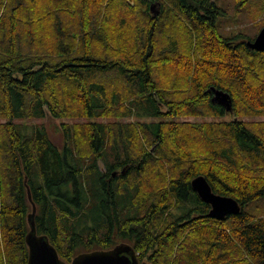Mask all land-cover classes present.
Wrapping results in <instances>:
<instances>
[{"label":"trees","instance_id":"trees-1","mask_svg":"<svg viewBox=\"0 0 264 264\" xmlns=\"http://www.w3.org/2000/svg\"><path fill=\"white\" fill-rule=\"evenodd\" d=\"M157 1L0 0V264H27L29 202L67 263L118 238L139 264H264L251 210L264 200V119L244 120L264 115V51L246 46L264 0L254 36L221 34L216 0ZM48 113L87 122L63 125L62 148L44 125L15 122ZM199 175L241 211L208 217Z\"/></svg>","mask_w":264,"mask_h":264},{"label":"water","instance_id":"water-1","mask_svg":"<svg viewBox=\"0 0 264 264\" xmlns=\"http://www.w3.org/2000/svg\"><path fill=\"white\" fill-rule=\"evenodd\" d=\"M156 4L150 6L153 15L159 10H154ZM246 46L255 51H264V27L260 29L253 41H248ZM213 91L212 102L219 103L227 111L232 108V100L228 93L211 87ZM191 188L198 197L210 205L208 217L223 220L231 214H238L241 206L232 197L222 196L212 191L204 176H197L191 180ZM28 198H31L27 189ZM35 206L32 204V211L28 214L29 230L25 235V243L28 248L27 264H139L138 257L133 247L127 243H120L106 250H94L75 256L70 263L59 258L57 250L49 242L47 235L38 234L34 222Z\"/></svg>","mask_w":264,"mask_h":264},{"label":"rangeland","instance_id":"rangeland-1","mask_svg":"<svg viewBox=\"0 0 264 264\" xmlns=\"http://www.w3.org/2000/svg\"><path fill=\"white\" fill-rule=\"evenodd\" d=\"M161 0H158L159 2ZM218 5L224 9L225 15L219 18V31L221 34H231L235 32L245 33L247 36H254L258 30L260 22L262 20V16H258L260 13L261 0H251L248 4L245 1L241 0H216ZM160 3V2H159ZM160 10V5L158 8ZM35 40H31L30 43ZM41 43V42H40ZM30 48L34 50H40L39 45L31 46ZM264 119L263 116L256 117H244V120H258ZM176 120H183L188 122H201V121H209L213 120L207 117H194V116H184L182 118H177ZM95 121L97 122H119V121H127L124 118H98ZM17 123H25L30 126L33 125H44L47 130L49 138L53 141L55 145L59 148H62L65 143V137L63 132V125H72V124H80L86 123L87 120L84 118H55L51 114H47L45 118H33V119H24V120H16ZM28 196V195H27ZM32 202V201H31ZM252 212L261 214L264 216V200L256 202L252 204ZM250 210V211H251ZM32 211V204L29 202L28 214ZM114 245L125 243L121 242L118 238L113 239ZM99 250L97 245H93V250ZM81 252V248L78 249ZM90 252V251H88ZM82 253H85L83 251ZM146 263V261H144Z\"/></svg>","mask_w":264,"mask_h":264},{"label":"bare ground","instance_id":"bare-ground-1","mask_svg":"<svg viewBox=\"0 0 264 264\" xmlns=\"http://www.w3.org/2000/svg\"><path fill=\"white\" fill-rule=\"evenodd\" d=\"M150 12H151V10H150ZM152 13V12H151ZM214 103V102H213ZM215 104V103H214ZM227 111V110H226ZM228 112V111H227Z\"/></svg>","mask_w":264,"mask_h":264}]
</instances>
